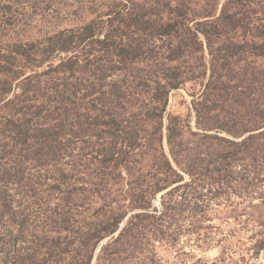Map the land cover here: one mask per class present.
<instances>
[{
  "label": "trees",
  "instance_id": "16d2710c",
  "mask_svg": "<svg viewBox=\"0 0 264 264\" xmlns=\"http://www.w3.org/2000/svg\"><path fill=\"white\" fill-rule=\"evenodd\" d=\"M154 1L0 0V264H264V7Z\"/></svg>",
  "mask_w": 264,
  "mask_h": 264
},
{
  "label": "rangeland",
  "instance_id": "374dc122",
  "mask_svg": "<svg viewBox=\"0 0 264 264\" xmlns=\"http://www.w3.org/2000/svg\"><path fill=\"white\" fill-rule=\"evenodd\" d=\"M92 1L108 2L110 0H67L68 3L66 4V10L69 12L68 18H66L64 21H62L61 18L56 19L54 17L50 20V22H48L46 24L48 26H54V27L58 26L60 28H67L70 26L78 25L83 20L85 21L88 17H86L85 19H78L76 17L77 15L75 13L76 8H79V7L86 8L89 6V3ZM132 1L137 2V3H148V2L149 3H153V2L155 3L154 0H132ZM218 1L220 4H222V2H224L225 0H218ZM259 1L262 3V6L264 7V0H259ZM85 10H87V9H85ZM83 11H84V9H83ZM257 23L260 24L261 22L258 21ZM42 25H44V23L43 24L42 23L37 24L38 28L42 27ZM191 100H192V98L183 90L172 91L169 95V102H168V106L166 109V113L172 114V115H178L181 118L185 119L187 117V107L190 106ZM190 118L191 119L189 121V124H190L192 130L196 131L193 115ZM164 122H166V117L164 118ZM160 196H161V193L157 194L155 196V198L152 200L153 208L160 209V207H161L160 206V199L157 201V198H160ZM220 215H222V212L220 213ZM212 224L214 226H219L223 230V232L226 231L229 227L228 225H224L223 223L221 225H219L218 222H216V220H213ZM107 239H105V241H107ZM185 239H186V237H183L181 239V242L179 241V246L177 248L183 249L185 252H189L191 257L188 258V260L190 262L195 261L196 259H202V261H204V262L211 263L219 255V248L218 247L210 246L206 249L195 248V247H193V243L187 244ZM100 245H102V244H100ZM155 252L157 253V255L160 258H162L163 261L165 260V258L167 256V252L164 249H162L156 245ZM251 262H254V261H251ZM261 262H264V257H262Z\"/></svg>",
  "mask_w": 264,
  "mask_h": 264
},
{
  "label": "water",
  "instance_id": "95a60500",
  "mask_svg": "<svg viewBox=\"0 0 264 264\" xmlns=\"http://www.w3.org/2000/svg\"><path fill=\"white\" fill-rule=\"evenodd\" d=\"M159 200V198H157V201ZM123 225L121 224V226H120V228L122 227ZM106 241L104 240V241H102V243L101 244H104ZM99 251V249H97L96 250V253Z\"/></svg>",
  "mask_w": 264,
  "mask_h": 264
}]
</instances>
